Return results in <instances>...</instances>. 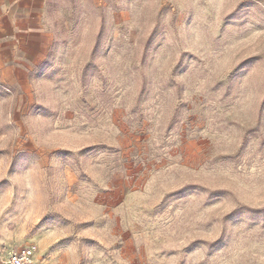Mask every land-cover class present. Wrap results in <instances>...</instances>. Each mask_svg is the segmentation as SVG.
Here are the masks:
<instances>
[{
    "label": "rangeland",
    "instance_id": "374dc122",
    "mask_svg": "<svg viewBox=\"0 0 264 264\" xmlns=\"http://www.w3.org/2000/svg\"><path fill=\"white\" fill-rule=\"evenodd\" d=\"M48 9L47 59L0 61V251L264 264V0Z\"/></svg>",
    "mask_w": 264,
    "mask_h": 264
},
{
    "label": "crops",
    "instance_id": "0c3cea01",
    "mask_svg": "<svg viewBox=\"0 0 264 264\" xmlns=\"http://www.w3.org/2000/svg\"><path fill=\"white\" fill-rule=\"evenodd\" d=\"M53 39L48 0H0V61L5 63L2 68L14 70L16 76H21L25 69L47 59ZM51 237L57 235L52 232ZM52 243H48L47 234L38 235L35 264L66 262V251L63 255L59 252L51 255L49 260L45 258ZM13 251V247L6 252L0 251V260L8 258Z\"/></svg>",
    "mask_w": 264,
    "mask_h": 264
},
{
    "label": "built area",
    "instance_id": "2783aa9c",
    "mask_svg": "<svg viewBox=\"0 0 264 264\" xmlns=\"http://www.w3.org/2000/svg\"><path fill=\"white\" fill-rule=\"evenodd\" d=\"M35 254V246L29 244L14 250L8 258L0 260V264H35Z\"/></svg>",
    "mask_w": 264,
    "mask_h": 264
}]
</instances>
